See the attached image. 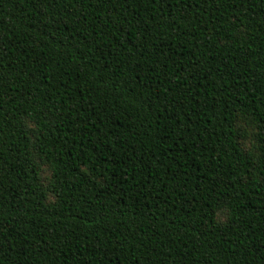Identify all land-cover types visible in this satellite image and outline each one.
Wrapping results in <instances>:
<instances>
[{"label": "trees", "instance_id": "trees-1", "mask_svg": "<svg viewBox=\"0 0 264 264\" xmlns=\"http://www.w3.org/2000/svg\"><path fill=\"white\" fill-rule=\"evenodd\" d=\"M0 264H264V0H0Z\"/></svg>", "mask_w": 264, "mask_h": 264}, {"label": "rangeland", "instance_id": "rangeland-1", "mask_svg": "<svg viewBox=\"0 0 264 264\" xmlns=\"http://www.w3.org/2000/svg\"><path fill=\"white\" fill-rule=\"evenodd\" d=\"M237 128L238 130H240L242 133L245 134V138L240 141L242 148L245 151H252L253 148L255 147L254 134L256 132V129L254 125H250L244 119H238ZM38 166H39L40 182L45 187L49 184L50 172L48 171L46 165H44L43 163L38 162ZM52 199L53 198L51 196L48 197L49 202H51ZM225 217H226L225 210H221L217 213L216 220L217 222L221 223L224 222Z\"/></svg>", "mask_w": 264, "mask_h": 264}]
</instances>
